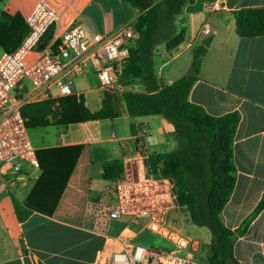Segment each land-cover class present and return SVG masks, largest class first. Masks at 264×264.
<instances>
[{
  "label": "crops",
  "instance_id": "obj_1",
  "mask_svg": "<svg viewBox=\"0 0 264 264\" xmlns=\"http://www.w3.org/2000/svg\"><path fill=\"white\" fill-rule=\"evenodd\" d=\"M1 1L0 11L19 13L24 18L38 0ZM206 1L214 0H195L183 6L175 29L178 32L184 26V40L170 51L164 45L160 58H170L162 61L157 75L161 85L172 84L188 71L193 48L210 37L188 100L214 116L229 112L238 115L232 143L235 182L220 218L231 230L242 229L233 242V260L237 264H264V206L253 215L264 195V35L238 36L233 17L239 8L264 6V0H218L222 9L210 14L201 10ZM138 15L136 10L126 22ZM182 15L184 22L179 19ZM202 24L210 26L207 36L199 33ZM81 81L84 92L75 88L70 95L77 101L81 96L89 112L99 110L106 91L98 87L91 67ZM124 91L144 92L145 87L139 82L129 83ZM112 106L118 113L113 118L55 124L49 117L51 124L31 127L36 129L32 143L42 167L25 165L19 173L0 179V264H90L104 243V233L117 235L124 227L132 230L131 223L152 233L147 229L150 217L133 221L124 214L128 223L115 234L109 232L113 220L105 230L90 221L106 182L118 180L103 179L101 165L106 161L121 160L120 177L125 179L141 181L148 175V180L166 179L174 188L171 177L149 173L147 161L152 153L176 148L172 125L161 115L129 117L121 102ZM15 203L25 209L30 203L39 208L29 209L28 216L20 221ZM167 203L158 220L193 239V256L207 264L209 229L194 224L186 206L176 205L171 195ZM169 212H173L174 225L166 223ZM132 231L136 239L137 233Z\"/></svg>",
  "mask_w": 264,
  "mask_h": 264
},
{
  "label": "trees",
  "instance_id": "obj_2",
  "mask_svg": "<svg viewBox=\"0 0 264 264\" xmlns=\"http://www.w3.org/2000/svg\"><path fill=\"white\" fill-rule=\"evenodd\" d=\"M139 15L132 21L137 34L129 47V56L122 68L124 84L139 82L144 92L113 91L104 93L102 107L89 112L82 97L67 95L27 105L22 110L27 128L51 124H66L85 120L113 118L118 115L112 104L121 102L129 117L161 115L173 127L177 141L174 150L162 154H150L148 171L154 176L171 177L174 182L175 203L186 206L190 220L206 227L211 234L210 254L207 264H237L232 257L233 242L242 229L233 231L224 225L220 212L227 202L235 182V167L232 161L233 135L238 121L235 112L214 116L200 105L188 100L189 91L197 80L201 58L206 47L198 44L193 48V57L188 71L170 85H161L153 56L155 45L163 42L167 51L180 44L185 37L184 26L175 30V20L182 14L186 3L195 0H124ZM235 32L240 37L264 35V6L242 7L233 11ZM180 20L184 22V17ZM27 32L24 18L19 14L0 11V48L11 51L21 42ZM49 31L41 47L49 39ZM39 167L40 154L36 150ZM103 179L118 178L123 172L119 159L101 165ZM42 198V196H41ZM264 206V195L253 215ZM39 208L31 204L28 207ZM29 209L15 203V213L21 221ZM90 221L98 227L96 217Z\"/></svg>",
  "mask_w": 264,
  "mask_h": 264
},
{
  "label": "built area",
  "instance_id": "obj_3",
  "mask_svg": "<svg viewBox=\"0 0 264 264\" xmlns=\"http://www.w3.org/2000/svg\"><path fill=\"white\" fill-rule=\"evenodd\" d=\"M93 0H38L24 17L27 32L11 51L0 56V179L15 175L28 165L39 167L36 149L29 137L22 110L27 105L71 94L74 77L89 67L101 90L123 92L122 68L129 47L137 37L132 22L110 32L89 30L79 21ZM222 9L218 0L206 1L201 10L210 14ZM49 39L41 47L46 34ZM211 32L208 24L201 36ZM89 65V67H88ZM56 90V93H55ZM175 203L174 189L170 190ZM120 206L111 207L108 221L124 215ZM133 221L150 217L147 229L165 239L170 248L143 245L124 227L117 235L104 233V243L90 264H201L194 256V240L161 223L145 209L128 212Z\"/></svg>",
  "mask_w": 264,
  "mask_h": 264
},
{
  "label": "rangeland",
  "instance_id": "obj_4",
  "mask_svg": "<svg viewBox=\"0 0 264 264\" xmlns=\"http://www.w3.org/2000/svg\"><path fill=\"white\" fill-rule=\"evenodd\" d=\"M2 5L3 1L0 2V8ZM135 13L136 10L124 0H93L81 13L80 20L91 31L107 33L122 23L129 21ZM163 47L164 43L159 42L154 48L155 54L153 61L157 73L158 67L162 61L170 58L169 55L162 59L160 58L159 53L162 51ZM2 52L3 50L0 48V56ZM82 75L83 74H80L73 78L72 85L70 86L72 90L78 88V90L84 92L86 87L82 84ZM35 131L36 129L31 128L28 130L31 141H33L32 137L34 136ZM120 176L116 181L106 182L107 186L98 199V204L94 205L91 211V215L95 216L97 222H99V228L105 230L107 223L110 222L106 219L105 213L114 206H120L125 214L135 209H145L149 211V214L152 217L160 219L161 214H158L163 207L168 205L167 201L170 199V190H172L169 186L170 181L166 179L161 181L148 180V175H146L144 180L141 181L125 179ZM128 220L129 218L124 215L117 220H113L109 232L115 234L121 226L128 223ZM166 223L174 225L173 212H169L166 218ZM129 226L137 233L135 239L136 242L143 245L160 246L165 248L171 247L168 242L157 235L144 230H139L140 226H137L134 223H131Z\"/></svg>",
  "mask_w": 264,
  "mask_h": 264
},
{
  "label": "water",
  "instance_id": "obj_5",
  "mask_svg": "<svg viewBox=\"0 0 264 264\" xmlns=\"http://www.w3.org/2000/svg\"><path fill=\"white\" fill-rule=\"evenodd\" d=\"M209 41H210V37H207V38L202 39L200 43L204 46H208Z\"/></svg>",
  "mask_w": 264,
  "mask_h": 264
}]
</instances>
